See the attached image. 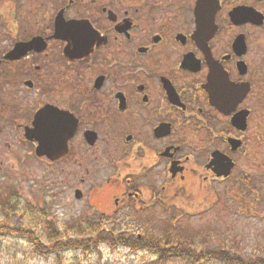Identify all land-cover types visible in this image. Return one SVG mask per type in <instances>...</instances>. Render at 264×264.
I'll list each match as a JSON object with an SVG mask.
<instances>
[{"label":"flooded vegetation","instance_id":"flooded-vegetation-1","mask_svg":"<svg viewBox=\"0 0 264 264\" xmlns=\"http://www.w3.org/2000/svg\"><path fill=\"white\" fill-rule=\"evenodd\" d=\"M0 41V67L33 92L31 122L68 120L64 157L35 158L103 171L99 191L83 178L73 189L95 209L109 188L100 220L144 218L192 183L264 185V0H0ZM145 228L98 235L165 264L170 230L147 238Z\"/></svg>","mask_w":264,"mask_h":264},{"label":"rangeland","instance_id":"rangeland-1","mask_svg":"<svg viewBox=\"0 0 264 264\" xmlns=\"http://www.w3.org/2000/svg\"><path fill=\"white\" fill-rule=\"evenodd\" d=\"M6 46L7 43L0 41V54ZM7 69L0 67V205L3 204L0 226L16 228L26 224L28 218L18 212L29 206L41 212L38 220L44 218L57 230L66 231L70 241L87 243L90 236L85 227L91 222L101 221L105 228L138 222L140 227H147L144 230L147 238H158L163 230L169 229L172 238L186 246L188 254L213 255L203 263L172 258L173 261L165 264H227L219 259L229 257H239L248 263L264 259V185L248 187L246 191L240 186L192 183L178 193V197H171V193L162 205L152 204L138 215L144 218L128 212L123 217L100 220L95 209L105 213L112 210L109 188L100 196L95 209L90 206L93 202H87L88 193L87 198L79 201L74 198L73 189L83 178L84 191L94 187L99 191L96 185L103 180V171L80 176L76 171L64 169V164L52 166L46 160L35 158L33 141L25 137V129L32 128L31 116L36 108L33 92L18 85L14 73ZM1 71L5 75L2 76ZM98 193L94 192L90 198H96ZM240 196L245 198L242 203ZM15 201L20 211L10 216L2 208L7 202ZM41 227L35 228V232L42 235L41 241H44ZM77 230L83 234L75 233ZM1 234L0 264H159L157 257L148 251L104 244L65 251L59 261L52 254H33L26 239ZM98 236L107 238L102 234ZM172 245L177 247V243Z\"/></svg>","mask_w":264,"mask_h":264},{"label":"trees","instance_id":"trees-1","mask_svg":"<svg viewBox=\"0 0 264 264\" xmlns=\"http://www.w3.org/2000/svg\"><path fill=\"white\" fill-rule=\"evenodd\" d=\"M17 202L18 201H15L14 203L7 202L4 208L2 209L7 211L10 216H13L15 215V213H17V211H20L18 209ZM0 206H3V204ZM28 207L29 206H26V208L24 207L22 211L18 212L19 214L21 213L23 215H26V217L28 218L26 224L16 228H12L7 225L0 226V233H2L1 235H9L13 237H20L22 239H26L30 244L33 254H39V255L52 254L57 258V260L60 261L61 254L68 250L82 249L99 244H104V245L108 244V246H114V243L112 241H109L108 238L98 236V232L101 227V221H99L98 223L91 222L88 224L87 227H85L86 232L89 233L90 239L87 241V243L82 244L81 242L70 241L69 239H67L68 233L66 231L64 232L57 230L56 227H54L53 223L45 221L44 218L38 220V214L41 212H36L34 208H30V207L28 208ZM45 215L46 214H44L43 217ZM37 227L42 228L44 241H41L42 235L39 236L35 232V228ZM75 233L83 234V232L79 230H77ZM164 237L167 239V245L177 243V247L169 248L165 251H159L161 253V259L163 263H166L167 260H169L170 258H181V259L192 258L196 260L197 263H199L200 260H204L205 258L207 259L213 256L211 253L206 254V256L204 254H198V255L188 254V252L185 250L186 246L179 245L181 244L180 242L182 241H180L179 239L172 238L171 234H167ZM134 241L135 243L140 244L139 240L134 239ZM152 244L156 248H158L160 242L153 241ZM146 246H150V245L146 244ZM219 261L227 264H264V259H258L253 261L252 263H248L239 257L235 259L229 257V259L228 258L219 259Z\"/></svg>","mask_w":264,"mask_h":264},{"label":"water","instance_id":"water-1","mask_svg":"<svg viewBox=\"0 0 264 264\" xmlns=\"http://www.w3.org/2000/svg\"><path fill=\"white\" fill-rule=\"evenodd\" d=\"M46 118L47 113L45 112L37 114L32 121V128L25 129V137L28 141L36 142L35 155L37 157L58 160L64 157L67 141L71 135L66 127L68 120L63 116L54 117L52 121ZM228 169L220 168L217 176L227 177Z\"/></svg>","mask_w":264,"mask_h":264}]
</instances>
